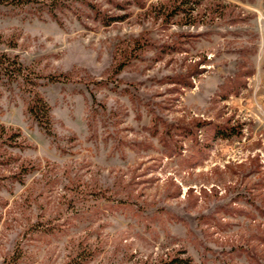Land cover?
Here are the masks:
<instances>
[{
    "label": "rangeland",
    "instance_id": "1",
    "mask_svg": "<svg viewBox=\"0 0 264 264\" xmlns=\"http://www.w3.org/2000/svg\"><path fill=\"white\" fill-rule=\"evenodd\" d=\"M124 1L108 26L0 4V52L56 75L52 134L0 77V264H264V0Z\"/></svg>",
    "mask_w": 264,
    "mask_h": 264
},
{
    "label": "trees",
    "instance_id": "2",
    "mask_svg": "<svg viewBox=\"0 0 264 264\" xmlns=\"http://www.w3.org/2000/svg\"><path fill=\"white\" fill-rule=\"evenodd\" d=\"M108 3L111 4V7L103 9L100 4L93 0H0V4L2 5L16 9H29L40 16L46 14L60 23L64 22L63 19L68 11L77 12L76 14L80 17L86 15L87 17L98 20L107 26L115 22L123 21L128 17L129 13L127 11L121 12V10H126L128 4L127 1L108 0ZM201 3L202 0H165L153 5L152 9L157 16L163 18V22H169L172 18L179 17L181 19L187 18V20L190 18V21H186V23L190 24L192 23L191 19L195 20L193 14L197 11ZM142 5L144 6L145 4L143 3ZM170 48H173V46H169V49ZM55 76L56 75L54 74H36L34 76L33 71L31 69L28 70V67L18 61L16 56L0 52V77L7 82H22L24 88L30 93L27 111L38 125L48 134L53 133L51 105L47 102L37 87L54 82L56 80ZM240 133L241 129L236 125H218L214 130L215 136L222 138H231ZM15 135L18 136L19 134L12 133L9 135V140H13ZM11 158L17 160V157H8L5 161L8 162ZM28 172L29 169L22 164L18 167V170L13 173V177L17 178ZM81 262L82 261L77 258L71 260L69 264H81ZM162 264L194 263L190 257L176 255L162 261Z\"/></svg>",
    "mask_w": 264,
    "mask_h": 264
}]
</instances>
